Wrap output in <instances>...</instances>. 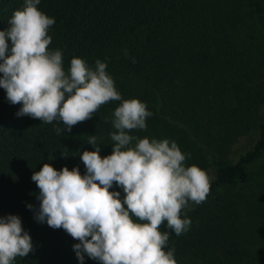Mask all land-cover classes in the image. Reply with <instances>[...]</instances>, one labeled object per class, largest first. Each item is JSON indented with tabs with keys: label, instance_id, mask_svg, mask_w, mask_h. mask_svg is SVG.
<instances>
[{
	"label": "trees",
	"instance_id": "16d2710c",
	"mask_svg": "<svg viewBox=\"0 0 264 264\" xmlns=\"http://www.w3.org/2000/svg\"><path fill=\"white\" fill-rule=\"evenodd\" d=\"M23 6L24 0H0V30ZM37 7L55 19L49 49L62 51L65 70L73 57L92 67L97 59L105 62L123 98L145 102L153 113L147 120L157 122L146 120L147 129L132 134L181 128L186 136L177 144L186 164L212 178L206 200L186 210V232L177 236L160 227L169 233L176 264H264V86L243 72L245 54L233 34L249 20L264 24V0H40ZM118 105L105 104L57 135L55 127L63 125L17 116L21 105L10 104L0 88V216L18 215L33 245L13 264H81L73 249L79 241L35 219L39 189L31 176L45 162L57 170L78 167L84 175L80 155L94 150L90 135L101 156L111 154L110 121ZM251 132L254 143L232 159V145ZM192 134L202 137L204 149L189 140ZM260 160L251 177L249 166ZM113 190L123 198L121 188ZM83 264L101 262L85 254Z\"/></svg>",
	"mask_w": 264,
	"mask_h": 264
},
{
	"label": "clouds",
	"instance_id": "9594fccd",
	"mask_svg": "<svg viewBox=\"0 0 264 264\" xmlns=\"http://www.w3.org/2000/svg\"><path fill=\"white\" fill-rule=\"evenodd\" d=\"M39 4L24 0L9 27L0 30V88L10 104L21 105L17 116L63 125L55 127L62 135L101 106L119 105L110 121L115 129L109 133L111 154L101 156V144L90 135L87 143L94 150L80 155L84 175L78 167L57 170L48 162L33 172L40 202L35 219L79 241L73 249L81 264L85 254L101 264H176L169 233L160 227L166 224L177 236L186 232L191 224L186 210L206 200L212 178L196 164H186L188 157L175 140L132 134L146 130L153 113L138 98H123L105 62L97 59L92 67L73 57L65 70L62 51L49 49L55 19ZM114 184L123 190L122 199L120 191H110ZM32 251L20 217L0 216V264H13Z\"/></svg>",
	"mask_w": 264,
	"mask_h": 264
},
{
	"label": "rangeland",
	"instance_id": "374dc122",
	"mask_svg": "<svg viewBox=\"0 0 264 264\" xmlns=\"http://www.w3.org/2000/svg\"><path fill=\"white\" fill-rule=\"evenodd\" d=\"M233 34L245 54L243 72L249 74L251 81L260 86H264V24L258 20H249L246 23L234 28ZM261 110L264 118V106H262ZM147 121H150V125L153 121L154 124L157 123L155 119H148ZM149 135V138H168L170 140H175L176 142L182 136H186L181 128L174 127L172 130L168 131L162 126H155L154 128H151ZM255 139V132L240 136L237 142L232 145V159H235L240 153L250 148ZM189 140L204 149L205 145L202 142V137L192 134V138H189ZM262 163V160H260L249 166V173L251 177H255L256 172L259 170Z\"/></svg>",
	"mask_w": 264,
	"mask_h": 264
}]
</instances>
